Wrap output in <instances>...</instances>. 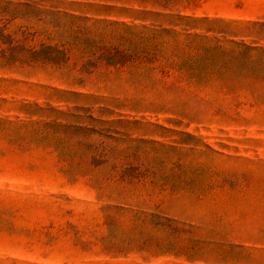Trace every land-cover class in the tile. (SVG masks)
Listing matches in <instances>:
<instances>
[{"label":"rangeland","instance_id":"obj_1","mask_svg":"<svg viewBox=\"0 0 264 264\" xmlns=\"http://www.w3.org/2000/svg\"><path fill=\"white\" fill-rule=\"evenodd\" d=\"M73 17L97 37L171 30L183 51L215 48L214 74L194 88L88 56L71 87L1 70L0 264H264V0H0V30L36 50ZM116 166L147 185L118 198Z\"/></svg>","mask_w":264,"mask_h":264},{"label":"trees","instance_id":"obj_2","mask_svg":"<svg viewBox=\"0 0 264 264\" xmlns=\"http://www.w3.org/2000/svg\"><path fill=\"white\" fill-rule=\"evenodd\" d=\"M105 10L129 12L127 9L119 10L114 7H108ZM40 13L41 11H38V14ZM72 19L73 24L69 32L65 31L62 35H55L56 37H52V34L49 35V38L57 40L58 44L42 45L39 50L20 45L19 41L16 42L13 36L0 30V43L9 46L7 49H0V71H21L29 74L37 69H50L53 77L65 80L64 82L68 86H85L86 79L84 77L94 74L90 71V64L83 62L89 56L97 59L98 68L105 65V67L117 70L128 67L137 70L144 69L143 75L140 76L145 75L147 77L148 74L154 71H159L161 75L167 78H172L175 74H178L182 81L194 88L207 85L208 80L214 74L211 67L213 57L210 53L215 51V48H201V46L197 47L195 45V50H204L203 55L195 51H183L180 49L179 35L171 30L164 29L159 33H153L151 37H142L140 35L135 36L130 27L125 28L121 35L116 30L108 32L104 27L97 37L93 34L95 31L93 27L82 26L79 23L85 20L77 17ZM205 20L207 19H198L194 20L193 23H201ZM216 22L223 23L224 21L218 20ZM99 23L104 22H97V25ZM75 24L78 26H75ZM107 24L109 27H126V25L118 23ZM165 37H168L169 40ZM194 37L187 36V39L193 38L194 43ZM74 52H80L82 56L74 66H71ZM22 111L29 115H36L37 112L43 110L37 108L34 111L31 106H24ZM75 129L77 132L82 133L83 138L86 140L91 134L89 128L77 127ZM87 147V154L92 153L95 157H98V148L94 144H88ZM102 155L105 156V154ZM147 179L146 176L135 175L133 167L119 168V166H116V170L106 180L125 186L124 193L118 194V198L125 200L129 198L130 193V188L127 187H132L135 183L144 187L147 185ZM93 182L103 193L107 189L104 182L98 180H93ZM172 187L175 188L174 185ZM153 218L156 217L152 216Z\"/></svg>","mask_w":264,"mask_h":264}]
</instances>
